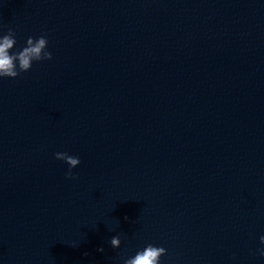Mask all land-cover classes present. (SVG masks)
Masks as SVG:
<instances>
[{
    "label": "water",
    "instance_id": "water-1",
    "mask_svg": "<svg viewBox=\"0 0 264 264\" xmlns=\"http://www.w3.org/2000/svg\"><path fill=\"white\" fill-rule=\"evenodd\" d=\"M0 24L52 52L0 79L3 264L147 242L160 264H264V0H0Z\"/></svg>",
    "mask_w": 264,
    "mask_h": 264
},
{
    "label": "clouds",
    "instance_id": "clouds-1",
    "mask_svg": "<svg viewBox=\"0 0 264 264\" xmlns=\"http://www.w3.org/2000/svg\"><path fill=\"white\" fill-rule=\"evenodd\" d=\"M51 57L52 52L48 48L46 35H29L24 44L18 47L14 29L8 27L5 30L3 25L0 24V79L15 78L20 73L28 71L34 61L48 60ZM54 156L67 164L68 168L65 176L73 177L72 169L80 163V157L69 154L67 151H56ZM259 241L261 246L256 251L264 257V234L259 236ZM109 243L111 247L118 248L121 244L120 235L111 236ZM97 250L103 251V247L100 246ZM166 251L167 249L164 246L147 242L142 247L137 248L134 254L124 258L123 264H160V258ZM0 264H3L2 260H0Z\"/></svg>",
    "mask_w": 264,
    "mask_h": 264
}]
</instances>
